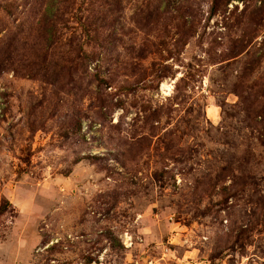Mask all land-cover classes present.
Returning <instances> with one entry per match:
<instances>
[{
    "label": "rangeland",
    "instance_id": "1",
    "mask_svg": "<svg viewBox=\"0 0 264 264\" xmlns=\"http://www.w3.org/2000/svg\"><path fill=\"white\" fill-rule=\"evenodd\" d=\"M157 3L0 0V264H264L261 225L244 246L232 237L264 200L263 136L245 109L264 91V17L259 31L237 28L238 14L259 1L231 0L226 14L237 9L223 20L220 13L207 19L209 0H195L197 31L171 56L164 45L166 30H174L171 11L163 9L151 29L144 25ZM89 23L98 25L96 37ZM241 39L242 51L226 56L225 41ZM77 43L96 58L80 75L81 99L68 75ZM160 62L171 75L155 88L151 64ZM94 65L106 79L114 70L105 92L124 101L105 119L84 88ZM140 75L154 80L119 90ZM180 77L183 97L168 102ZM171 101L168 116L160 105ZM143 108L162 111L158 136L173 131L163 158V144L158 152L153 146L158 136L131 150L130 136L149 131ZM75 109L79 132L71 125ZM163 165L173 178L157 175ZM225 167L255 189L221 207L219 186L204 198L194 187L220 174L228 185Z\"/></svg>",
    "mask_w": 264,
    "mask_h": 264
},
{
    "label": "trees",
    "instance_id": "2",
    "mask_svg": "<svg viewBox=\"0 0 264 264\" xmlns=\"http://www.w3.org/2000/svg\"><path fill=\"white\" fill-rule=\"evenodd\" d=\"M231 0H209L210 5L208 9V17L207 19L212 16L220 13L223 15V20L230 18V16L235 12L237 9V6H234V10H230L228 14V3ZM243 2L245 5L246 0H238ZM259 5L256 7H253V9H246L244 8L242 12H240L238 15H240L241 18L238 19V25L237 28H245L246 26L250 27V31H259L260 20L264 17V0H258ZM52 5V4H51ZM53 6V5H52ZM52 6L49 5L47 7V10L51 12ZM171 11L169 22L171 23V29H174L171 31L169 29L166 30V34H170V41H166L165 44L169 45L168 52L171 56L174 52V50L181 48L184 46L189 37L194 36L197 31V19L198 14L200 13L199 9L195 8V0H158V3L155 5L153 12L150 13L151 19L145 18L144 19V25L152 26L158 22L159 13L162 10ZM49 12V13H50ZM48 16H50V14ZM149 16V14H148ZM99 22V21H98ZM85 23L84 21L82 22ZM88 23V22H87ZM93 30L94 35L93 37H96L97 34H99L98 25L96 28L95 26H92V23L88 24ZM86 26V24H84ZM224 27L226 31H231V25L228 23V21H225ZM87 36H89V31H86ZM226 35V34H225ZM257 37V35L254 36V38ZM47 40H49V36L47 33ZM237 41H235L233 44H230L229 42L225 41V46L229 48V51L226 53V56L234 57L238 55L242 51V39L240 40V43L236 44ZM262 48L259 55V58L264 55V40L262 42ZM75 52L70 57V60L72 64H69V71L68 75L70 76V79L73 81V89L74 91L77 90V92H74V94L77 96V98L81 99L83 95H80L79 92L81 90V80L83 79L80 75H88L87 67H89V64L92 63V61H96V58L93 53H86L83 49V45L81 43H77ZM142 47V46H141ZM139 48L140 51L135 52L138 56L137 58H142L143 55V49ZM225 52V49L223 50ZM135 53H133L135 55ZM136 56V55H135ZM229 58V57H227ZM0 70L4 69L3 66L4 60H0ZM153 65L151 73H154V77L156 79L155 88H157L158 83L166 76L171 75V65H166L160 62V64L152 63ZM131 67V66H130ZM61 68H59L60 70ZM81 71L79 72V70ZM96 72L91 73L89 75L90 77L86 78V87H84L87 90L88 97L91 100V106L96 108V114L99 116V118L105 119L108 114L111 113L115 108L122 107L124 108V101L122 99L113 100V96L106 93L105 89L111 85L112 79L110 76H112L114 70L111 69V73H109V79H106L104 77L100 76L99 69H97V65H94L93 68ZM133 70L134 68L131 67ZM130 69V72L132 74V71ZM59 70L56 71V79L59 75ZM249 74L252 73L254 70V67H248ZM129 74V73H127ZM75 75V76H74ZM77 78H74V77ZM147 79V77H143L142 75L138 76V79L134 81H128L127 83L121 85L119 87V90H122L123 92H134L138 90L139 88H145L147 84L152 83L153 79ZM185 78L180 77L176 82L174 86L175 95L173 98H169L168 102L170 100H178V98H182L181 91L185 89L186 82ZM247 82V81H246ZM248 83V82H247ZM143 84V85H142ZM249 84V83H248ZM91 86V87H90ZM249 86V85H248ZM246 90V89H244ZM60 101V100H59ZM57 102V105L60 102ZM75 102L77 103L78 100L76 99ZM166 108V112L164 114L168 115L171 113L170 109L173 108L172 101L170 104H161L160 109ZM245 109L247 110L248 114L251 116V118L254 120L256 125L258 126L257 129L262 134L263 139L262 142H264V91H261L259 96L255 95L254 99L251 101H247L245 105ZM142 111L145 113L143 123L145 125L149 126V131L146 135L138 138H135L134 135L130 136L131 139V150L133 151V147H141L142 143H150L152 144V138L154 136H158L157 134V128L160 122V115L162 114V111H153L152 113L146 114V109L143 108ZM80 110L75 109L73 113V120H72V128L74 132H79L82 128V118L80 115ZM258 116H261L260 119H257ZM157 123V124H155ZM91 127V126H90ZM172 129H170L168 132H166L164 135H159L157 139H160V141H157L154 143V148L158 152L161 150L160 143L163 144L164 152L160 153V157H164L166 154L165 152L169 150V140L168 136L172 133ZM130 154V153H129ZM222 172L226 171L228 175L231 174L232 181L226 185L225 183V176L223 174L217 175L215 177H208L206 181L200 184V189H198V186H195L196 193L199 197H210L212 193L216 190V187L219 186L218 194L221 195V199L219 200V205H222L221 207L227 206V202L230 198L237 199L238 197L244 196V194L248 193L250 190L255 189L254 182L249 180L247 176H240L237 177L233 175V171H231L228 167L222 168ZM157 175L161 178L167 177V178H173L174 172L171 169H167L165 165L161 167L160 170L156 171ZM264 200L260 202V205L256 209H252L253 211L252 216H248V219L242 220L241 223H237L235 233L232 234L233 237V245L238 244L244 246V243L246 242L247 238L249 237L250 232H252L255 228H257L258 225H261L262 228H264ZM3 208L0 207V213L2 212ZM244 226V227H243Z\"/></svg>",
    "mask_w": 264,
    "mask_h": 264
},
{
    "label": "bare ground",
    "instance_id": "3",
    "mask_svg": "<svg viewBox=\"0 0 264 264\" xmlns=\"http://www.w3.org/2000/svg\"><path fill=\"white\" fill-rule=\"evenodd\" d=\"M171 88V85L170 84H167V83H163L162 84V89H170Z\"/></svg>",
    "mask_w": 264,
    "mask_h": 264
}]
</instances>
